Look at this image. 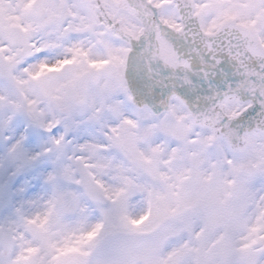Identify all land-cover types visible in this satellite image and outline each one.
<instances>
[{
	"label": "snow or ice",
	"instance_id": "6c2138e0",
	"mask_svg": "<svg viewBox=\"0 0 264 264\" xmlns=\"http://www.w3.org/2000/svg\"><path fill=\"white\" fill-rule=\"evenodd\" d=\"M0 264H264V0H0Z\"/></svg>",
	"mask_w": 264,
	"mask_h": 264
}]
</instances>
